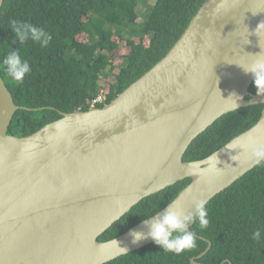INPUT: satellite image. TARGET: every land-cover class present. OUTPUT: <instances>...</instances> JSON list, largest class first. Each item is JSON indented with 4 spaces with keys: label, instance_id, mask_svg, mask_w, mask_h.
Masks as SVG:
<instances>
[{
    "label": "water",
    "instance_id": "95a60500",
    "mask_svg": "<svg viewBox=\"0 0 264 264\" xmlns=\"http://www.w3.org/2000/svg\"><path fill=\"white\" fill-rule=\"evenodd\" d=\"M261 22L264 0H206L166 56L112 102L59 113L28 137L7 132L18 110L39 109L15 106L0 78V264H107L154 243H132L145 220L98 241L143 200L190 180L170 204L192 210L194 199L207 205L260 165L249 145L264 143V109L207 158H183L223 116L264 105L241 68L264 58Z\"/></svg>",
    "mask_w": 264,
    "mask_h": 264
},
{
    "label": "trees",
    "instance_id": "16d2710c",
    "mask_svg": "<svg viewBox=\"0 0 264 264\" xmlns=\"http://www.w3.org/2000/svg\"><path fill=\"white\" fill-rule=\"evenodd\" d=\"M206 0H154L138 23V0H4L0 9V78L18 110L7 134L28 137L61 118L59 113L87 112L104 90L105 105L152 69L172 49ZM85 17L84 21L82 18ZM20 19L51 32L46 49L14 41L9 21ZM85 37V41H79ZM116 39L115 42L113 39ZM127 48L124 65L110 81L107 69L119 61V47ZM9 49H19L32 72L22 83L5 73L2 60ZM250 94L256 95L252 83ZM257 96V95H256ZM249 99V98H247ZM105 105H97L101 109ZM264 105L236 110L223 116L189 147L183 162L201 161L251 129ZM190 183L185 180L151 196L115 223L100 238L104 243L127 232L168 206ZM206 208L210 224L195 222L197 247L181 255L164 252L155 243L107 264H191L211 244L200 264H264V162L230 188L213 198ZM203 238L204 240H201Z\"/></svg>",
    "mask_w": 264,
    "mask_h": 264
},
{
    "label": "clouds",
    "instance_id": "9594fccd",
    "mask_svg": "<svg viewBox=\"0 0 264 264\" xmlns=\"http://www.w3.org/2000/svg\"><path fill=\"white\" fill-rule=\"evenodd\" d=\"M9 27L15 38L13 43L18 41L21 47L31 42L41 49H46L53 40L51 32L20 19L10 20ZM261 29H264V22L258 24L256 32ZM2 66L7 76L16 83H22L32 72L30 63L21 57L19 49H9L4 55ZM241 68L245 74L252 75L256 95L264 97V58H258L249 66ZM249 147L253 162H264V143L252 142ZM206 203V199H194L192 210L187 211L174 206V203L169 204L162 212L144 221L148 229L146 233L137 230L130 232L132 243L137 244L150 238L164 252L175 255L194 250L197 247L196 233L189 229L194 222H198L201 229L208 228L210 219ZM262 233L264 229L257 228L251 238L258 242ZM121 249L127 252L126 248Z\"/></svg>",
    "mask_w": 264,
    "mask_h": 264
},
{
    "label": "rangeland",
    "instance_id": "374dc122",
    "mask_svg": "<svg viewBox=\"0 0 264 264\" xmlns=\"http://www.w3.org/2000/svg\"><path fill=\"white\" fill-rule=\"evenodd\" d=\"M153 2H154V0H138V2H137V14H138V17H139L138 23L142 22V16L145 15L147 8H149V6H151L153 4ZM82 19L84 21L86 20L85 17H83ZM79 39H80L79 41L84 42L86 38L85 37H80ZM113 40L115 42H117V40L115 38ZM127 52H128L127 48L123 47V45L120 46L119 50L116 52L117 57L118 56L120 57V58H118L119 61H116V64H115V67H114L115 68L114 71L110 70V69H107V72H106L107 75H109V77H110V81L113 80L112 77L114 76L115 73H117L116 69L120 68V67H122L124 65V62L122 61L121 58L124 57L127 54Z\"/></svg>",
    "mask_w": 264,
    "mask_h": 264
},
{
    "label": "built area",
    "instance_id": "2783aa9c",
    "mask_svg": "<svg viewBox=\"0 0 264 264\" xmlns=\"http://www.w3.org/2000/svg\"><path fill=\"white\" fill-rule=\"evenodd\" d=\"M106 102V96L104 94V90L100 91L99 95L91 101L90 103V109H97V105H105Z\"/></svg>",
    "mask_w": 264,
    "mask_h": 264
}]
</instances>
